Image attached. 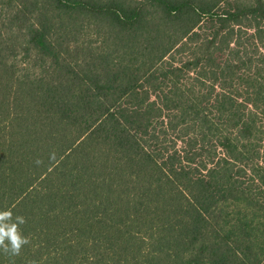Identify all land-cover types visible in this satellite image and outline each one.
<instances>
[{
    "label": "trees",
    "instance_id": "16d2710c",
    "mask_svg": "<svg viewBox=\"0 0 264 264\" xmlns=\"http://www.w3.org/2000/svg\"><path fill=\"white\" fill-rule=\"evenodd\" d=\"M0 212V264H264V0H0Z\"/></svg>",
    "mask_w": 264,
    "mask_h": 264
},
{
    "label": "clouds",
    "instance_id": "9594fccd",
    "mask_svg": "<svg viewBox=\"0 0 264 264\" xmlns=\"http://www.w3.org/2000/svg\"><path fill=\"white\" fill-rule=\"evenodd\" d=\"M8 212H0V240H7V247L12 253H16L25 242L23 237L16 231V223L3 224L10 217ZM22 218H17V223H22Z\"/></svg>",
    "mask_w": 264,
    "mask_h": 264
}]
</instances>
